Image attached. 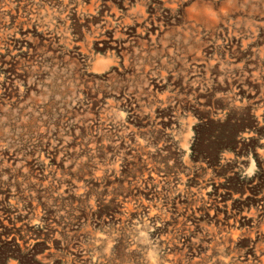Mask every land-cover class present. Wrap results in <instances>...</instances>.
Listing matches in <instances>:
<instances>
[{
	"label": "rangeland",
	"instance_id": "obj_1",
	"mask_svg": "<svg viewBox=\"0 0 264 264\" xmlns=\"http://www.w3.org/2000/svg\"><path fill=\"white\" fill-rule=\"evenodd\" d=\"M0 264H264V0H0Z\"/></svg>",
	"mask_w": 264,
	"mask_h": 264
},
{
	"label": "bare ground",
	"instance_id": "obj_2",
	"mask_svg": "<svg viewBox=\"0 0 264 264\" xmlns=\"http://www.w3.org/2000/svg\"><path fill=\"white\" fill-rule=\"evenodd\" d=\"M106 45V44H105Z\"/></svg>",
	"mask_w": 264,
	"mask_h": 264
}]
</instances>
